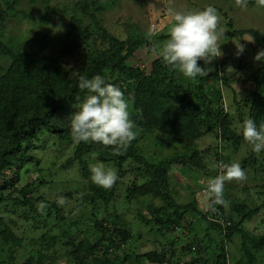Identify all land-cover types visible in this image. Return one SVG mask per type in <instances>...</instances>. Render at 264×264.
<instances>
[{
    "label": "trees",
    "instance_id": "trees-1",
    "mask_svg": "<svg viewBox=\"0 0 264 264\" xmlns=\"http://www.w3.org/2000/svg\"><path fill=\"white\" fill-rule=\"evenodd\" d=\"M20 1L22 0H0V18H7L10 10ZM51 1L44 0L46 12L40 16L42 22L48 20L47 11ZM113 3L111 1L106 4L101 0H84L80 3L84 15L75 13L71 17L69 31L63 35L62 46L55 55L43 52L46 45L44 42H41L40 47L31 44L28 48L21 49L22 42L18 44L11 41V45H6L0 41V50L9 61L7 65L0 64V213L3 208L13 206L16 213L21 212L20 216L26 222L30 221L29 215L32 213L43 215L37 210L36 202L45 203L46 199L34 196L39 191L35 182L21 183L33 166L39 168L41 160L38 159L36 150L43 148L49 138H56L59 142L73 141L69 127L70 115L89 94L78 87L79 76L92 78L101 75L109 83L118 86L130 103V118L138 133L126 150L95 143H76L72 155L65 161L68 166L77 163L82 178L87 181V185H84L85 194L79 198L83 206L87 204L91 207L93 228L98 233L94 239L87 235L89 227L76 229L73 235H69L67 230L55 235L45 233L39 244L35 243L29 256L19 262L18 248L22 247V241L13 229L17 226V221L11 220V225H7L0 216V264H54V258L48 252L60 245L61 249L67 248L65 254L73 264H90L93 261L98 264H179L184 253L195 256L192 261L184 264H210V261L212 264H233L225 243L236 236L241 239L243 254L234 264H264V234L254 235L245 226L264 211V202L251 205L242 199L240 203L233 204L231 210L217 205L215 213L204 211L206 206L200 207L198 198H195L194 203L180 205L175 195H182L190 185H187L189 182L186 179L184 181V178L182 183L174 185L171 178L177 168L190 169L196 174L199 169L205 170L208 174L205 183L221 170L217 168L210 172L199 149L191 154L172 156L159 163L150 161L140 149V142L148 135H156L160 143L167 146L177 143L190 149L207 134L215 132L225 142H235V150H238L246 141L234 129V114L230 111L231 107L225 105V88H234L231 79L222 74L219 68H211L210 63H205L204 60H199L198 64L208 70V73L205 77L197 76L194 80L184 77L160 57L155 58L150 66L142 68L138 64L137 52L146 47L157 53L162 46L161 41L168 36L157 34L156 39L151 40L141 27L118 34V30L112 25L104 24L97 15L109 7L113 8ZM253 3V0H249L252 5L257 2ZM58 11V8H52V13L56 14ZM26 17L32 18L28 14ZM85 17H89L90 22H86ZM117 23L119 24L116 20L114 25ZM229 25L233 26L232 23ZM153 28L152 35L156 34L157 25L153 24ZM233 35H249L252 38L251 47L253 50L257 49V52L258 47L264 48V32L249 29ZM245 55H242L243 58ZM250 60L252 57L248 59ZM224 70L227 71L226 68ZM248 80L254 84L253 93L241 100H238L236 93L234 96L239 119L243 123L246 118L251 117L257 125L264 124V66L258 68ZM233 91L235 92L234 89ZM92 157L100 162H113L119 167V179L111 189H104L92 182ZM250 158L251 164H255L256 158L252 150ZM127 162L136 165L144 182L133 181L126 189L125 199L159 200L162 203L160 206L150 201L146 211H140L138 216L146 225L155 224L164 236L172 235L161 247L137 255L125 252L123 248L135 236L126 219L112 222L105 217L100 219L97 215L100 202L103 201L104 206H108L119 197L117 191L127 174L124 169ZM222 164L224 163L220 160V165ZM49 180L43 178L40 184L45 186L49 182L53 183V179ZM203 186L198 190L200 193ZM62 195L64 198H74L75 192L66 191ZM203 195L209 198V194ZM189 210L201 213L207 222V228L217 229L224 234L219 254L204 259V242L201 239L198 241L197 237L189 238L181 249L177 247L176 241L181 238L173 237V232L182 229ZM46 215L48 218L56 216L59 221L66 223L63 209L56 202L52 203ZM217 217L224 218L230 225L224 226L212 219ZM207 236L209 238L211 233ZM57 243L60 245H55ZM193 247L196 250H192ZM4 253L7 255L3 258Z\"/></svg>",
    "mask_w": 264,
    "mask_h": 264
},
{
    "label": "rangeland",
    "instance_id": "rangeland-1",
    "mask_svg": "<svg viewBox=\"0 0 264 264\" xmlns=\"http://www.w3.org/2000/svg\"><path fill=\"white\" fill-rule=\"evenodd\" d=\"M88 1L91 2L93 0ZM111 1L114 2L113 8L109 7L104 12L97 14L104 24L107 26L112 25L113 28L118 30V34L124 33L125 30H135L133 29L135 27H141L145 33H149L151 29L156 27L153 28V24H155L157 25L156 34L150 36L151 40L156 39L157 34L168 36L169 29L173 23L172 17L169 15L170 11H201L209 6L216 9L219 17L218 29H222L225 32L224 38H221L219 41L223 54L215 58L209 56L208 60L210 61L209 65H211V68H219L222 70V74H226L231 79V85L234 87L235 92L233 89L225 88V105L229 108L231 107L230 111L234 114L235 119L234 129H236L238 134H241L242 123L239 119L238 106L234 101V96L236 93L238 100H241L253 93L254 84L248 79L258 68L264 66V61H256L254 59L257 49L253 50L251 47L252 38L249 35L237 36L233 34L249 29L264 32V8L258 6L257 0H253L256 3L255 5L248 4L246 9L237 7L235 0H101V2L106 4H109ZM82 2L84 0H52L50 9L47 11L48 20L42 22L40 16H43L44 12H46L44 0H37L36 2L34 0H22L17 3L13 10H10L7 18H0V41L6 45H11V41L18 44L22 42L20 44L21 49H26L31 44L40 47L41 42H44L46 45L43 47V52L55 55L62 46L61 40L63 35L69 31L71 17L75 13L84 15L82 14V6L79 5ZM4 7L7 9V6L4 5ZM53 7L59 9L56 14L52 13ZM25 13L31 15L32 18L26 17ZM85 18L86 22H90L89 17ZM116 20L119 24L114 25ZM230 23L233 26L230 27ZM167 39L168 37L164 38L161 43L163 44ZM238 44L244 46V51L239 56L237 55L236 48ZM260 50H264V48L258 47V51ZM244 54H246L245 58L242 56ZM157 57L159 56L154 49L149 50L145 47L137 52L139 66H150L151 62ZM251 57L252 60L248 61ZM8 62L7 57L0 50V64L7 65ZM126 100L129 104V112L131 113L130 103L128 99ZM46 142L43 148L36 150L38 159L41 160L39 168L33 166L32 171L29 174H25L21 183L35 182L39 191L34 193V196H43L46 199L45 212L43 215H39L38 213L30 214V221L27 222L23 216H20L21 212L16 213L13 206H9L8 209L3 208V211L0 213V216L4 218L7 225H11V220L17 221V226L13 227V229L20 241H22V247L18 248L20 254L18 258L19 262L24 261L29 256L32 249L35 248V243L39 244L41 236L45 233L55 235L67 230L69 235H73L76 229L80 230L89 227L87 235L93 239L98 235L96 229L93 228L91 207L87 204L83 206L79 198L85 194L84 185H87V181L82 178L77 163H74L72 166L65 165V161L72 155L76 143L73 141L59 142L56 138H49V141ZM235 147V142H225L220 134L215 132L207 134L190 149L177 143L171 146L162 144L156 135H148L147 138L140 142L142 154L154 163H159L172 156L191 154L196 149H199L210 172L217 170L218 167L214 165H220V160L224 164L225 162L228 164L238 162L242 168L244 165L243 169L247 174L246 180L226 181L227 188L224 192V198L229 201L227 207L229 210H231L233 204L240 203L242 199H245L251 205L262 204L264 202V153L259 157L255 154V164H251V146L245 142L238 150H235ZM218 159L220 160L218 161ZM97 162L100 161L93 157L90 158L91 166ZM100 163H103L107 168L115 169L117 174L120 173L119 167L115 166L113 162ZM124 169L127 171V174L123 177V182L118 188L117 193H119V197L116 200H112L108 206H104L103 201L100 202L97 215L100 219L105 217L112 222L117 219L118 221H122L123 218L126 219L130 228L134 230L135 236L123 248L125 252H133V254L137 255L161 247L163 243L172 238V235H169V237L164 236L161 231H158L155 224L146 225L140 221L138 213L146 211L150 201L157 206H160L162 203L159 200H150L149 198L131 201L125 199L127 187L131 186L134 183L133 181L142 183L144 179L139 171L136 170V165L131 162L125 163ZM207 177L208 174L203 169H199L196 174L195 171H191L190 169L177 168L171 178L174 185L182 183L183 178L184 181L186 179V182H189L187 185H190V187L185 188V192L182 195H175L177 202L180 205H188L194 203L195 198H198L200 207L207 206L206 200L209 199L208 196L198 191L205 184ZM43 178L48 180L53 179V183L49 182L44 186L40 184ZM66 191L75 192V197L65 198L66 203L61 207L63 215L66 217V223H62L61 220L59 221L56 216L48 218L46 215L47 210L52 207V203L56 201L57 197ZM38 203L40 201H37L36 205ZM172 211L171 209L170 212ZM147 216L149 217V214ZM245 226L254 235L264 234V211L252 221L247 222ZM207 227V222L201 213L196 210H189L185 216L182 229L180 228L181 230L173 232V237L181 238L176 241L177 247L181 249L189 238L197 237L198 241L201 239V242H204L202 246L205 248V253H203L204 259H209L211 256L219 254L221 252L222 241L225 239L223 237L224 234L217 229ZM208 233H211L209 238H207ZM80 234L82 235V232ZM210 238L211 240H209ZM240 241L241 239L236 236L232 241L225 243L233 264L243 254ZM60 246L49 249V255L54 258L52 260L53 263L73 264L70 257L65 254L67 248L61 249L59 248ZM6 255L7 253H4L2 257L4 258ZM181 257L182 260L179 264H184V262L189 263L195 256L184 253ZM110 258L113 259L114 257ZM94 262L90 264H98ZM212 263L210 261V264Z\"/></svg>",
    "mask_w": 264,
    "mask_h": 264
},
{
    "label": "clouds",
    "instance_id": "clouds-1",
    "mask_svg": "<svg viewBox=\"0 0 264 264\" xmlns=\"http://www.w3.org/2000/svg\"><path fill=\"white\" fill-rule=\"evenodd\" d=\"M236 6L246 9L249 0H235ZM259 7L264 8V0H257ZM173 23L168 32V39L157 50V55L168 65L178 70L184 77L194 80L197 76L205 77L208 70L199 66L198 61L210 62L208 57L222 56L219 41L225 32L218 29L219 17L214 7L201 11H170ZM152 32L148 33L150 37ZM237 55L243 53L244 46L236 45ZM256 61H264V50L257 52ZM78 87L89 94L80 102L79 107L70 116V132L73 142L79 144L95 143L113 146L117 150H126L137 137L134 121L130 118L129 104L122 90L109 83L104 76L92 78L79 76ZM241 134L251 145V150L258 157L264 153V124L257 125L251 117L246 118L241 126ZM221 171L207 181L209 200L204 211L215 213L216 206L228 207L229 201L224 198L225 182L244 181L246 171L240 163L214 165ZM91 180L97 186L111 189L119 179L115 169L107 168L97 162L90 167ZM59 207L66 203L61 195L56 199ZM46 204L40 202L37 210L43 214Z\"/></svg>",
    "mask_w": 264,
    "mask_h": 264
},
{
    "label": "built area",
    "instance_id": "built-area-1",
    "mask_svg": "<svg viewBox=\"0 0 264 264\" xmlns=\"http://www.w3.org/2000/svg\"><path fill=\"white\" fill-rule=\"evenodd\" d=\"M147 65H142V68H145ZM208 181V180H207ZM207 181L206 183L204 184V186L201 188V193L202 194H209L208 191H207ZM225 186H226V182H225ZM214 221L216 220V222L218 223H221L222 225L224 226H228L230 225V222H227L224 218L222 217H217V218H212ZM192 250H196L195 247L192 248Z\"/></svg>",
    "mask_w": 264,
    "mask_h": 264
}]
</instances>
